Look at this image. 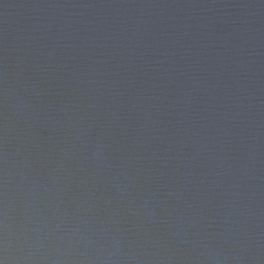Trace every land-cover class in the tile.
I'll return each instance as SVG.
<instances>
[{
	"label": "water",
	"instance_id": "obj_1",
	"mask_svg": "<svg viewBox=\"0 0 264 264\" xmlns=\"http://www.w3.org/2000/svg\"><path fill=\"white\" fill-rule=\"evenodd\" d=\"M0 264H264V0H0Z\"/></svg>",
	"mask_w": 264,
	"mask_h": 264
}]
</instances>
